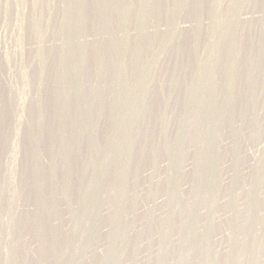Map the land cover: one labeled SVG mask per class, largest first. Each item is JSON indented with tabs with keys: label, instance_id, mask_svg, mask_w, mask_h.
Segmentation results:
<instances>
[{
	"label": "rangeland",
	"instance_id": "1",
	"mask_svg": "<svg viewBox=\"0 0 264 264\" xmlns=\"http://www.w3.org/2000/svg\"><path fill=\"white\" fill-rule=\"evenodd\" d=\"M263 259L264 0H0V264Z\"/></svg>",
	"mask_w": 264,
	"mask_h": 264
},
{
	"label": "bare ground",
	"instance_id": "2",
	"mask_svg": "<svg viewBox=\"0 0 264 264\" xmlns=\"http://www.w3.org/2000/svg\"><path fill=\"white\" fill-rule=\"evenodd\" d=\"M76 21V20H75ZM68 38V37H67ZM72 56V55H71ZM83 75V74H82ZM122 76V75H121ZM189 166V165H188ZM246 166V165H245ZM215 179V178H214ZM12 189V188H11ZM219 216V215H218ZM261 261V260H260ZM262 263H264V259L262 260Z\"/></svg>",
	"mask_w": 264,
	"mask_h": 264
}]
</instances>
